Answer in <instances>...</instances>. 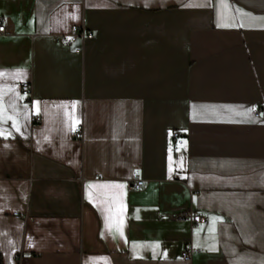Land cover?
Masks as SVG:
<instances>
[{"label":"crops","instance_id":"crops-1","mask_svg":"<svg viewBox=\"0 0 264 264\" xmlns=\"http://www.w3.org/2000/svg\"><path fill=\"white\" fill-rule=\"evenodd\" d=\"M0 16L1 264H264V0ZM72 24L92 35L60 40Z\"/></svg>","mask_w":264,"mask_h":264},{"label":"built area","instance_id":"built-area-1","mask_svg":"<svg viewBox=\"0 0 264 264\" xmlns=\"http://www.w3.org/2000/svg\"><path fill=\"white\" fill-rule=\"evenodd\" d=\"M3 31H4V23H3L2 17L0 16V33ZM91 35H92L91 31L88 28H86L83 24H72L69 26L68 30L59 34V39L64 41V40L72 39L75 36H78L80 40L83 42L85 39L89 38ZM17 85L19 87L20 94L24 97H28L29 96L28 82L19 81ZM254 114L258 115L259 110L254 109ZM38 119H39L38 116L31 115V121H38ZM71 133L73 135L78 136L79 134L78 127H74ZM171 138L173 140H176L180 138V134H178L176 131H173L171 134ZM143 184H144V179L139 175V171L137 169L133 170L131 174V178L129 179V182H128V188L132 190H136V189L141 188ZM171 219L172 220H178V219L188 220L192 226L206 223V219L204 216H202L201 214L197 212L190 211V210L174 214L171 216ZM196 251L197 249L189 245V246H186L180 252V256L184 259H188L190 258L191 254Z\"/></svg>","mask_w":264,"mask_h":264},{"label":"trees","instance_id":"trees-1","mask_svg":"<svg viewBox=\"0 0 264 264\" xmlns=\"http://www.w3.org/2000/svg\"><path fill=\"white\" fill-rule=\"evenodd\" d=\"M0 264H1V259H0Z\"/></svg>","mask_w":264,"mask_h":264}]
</instances>
